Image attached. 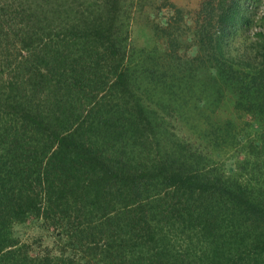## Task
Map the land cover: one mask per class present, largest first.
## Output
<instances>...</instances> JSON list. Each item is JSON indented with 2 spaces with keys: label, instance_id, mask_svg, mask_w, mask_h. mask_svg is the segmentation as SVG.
I'll return each instance as SVG.
<instances>
[{
  "label": "trees",
  "instance_id": "1",
  "mask_svg": "<svg viewBox=\"0 0 264 264\" xmlns=\"http://www.w3.org/2000/svg\"><path fill=\"white\" fill-rule=\"evenodd\" d=\"M149 1L0 0V264H264V25L234 54L251 26L242 0H203L193 26L165 0L177 19L154 28L171 51L139 68L124 29ZM191 61L216 71L214 90L182 83ZM225 88L248 121L191 123L195 139L163 127ZM35 213L79 255L17 240Z\"/></svg>",
  "mask_w": 264,
  "mask_h": 264
},
{
  "label": "rangeland",
  "instance_id": "2",
  "mask_svg": "<svg viewBox=\"0 0 264 264\" xmlns=\"http://www.w3.org/2000/svg\"><path fill=\"white\" fill-rule=\"evenodd\" d=\"M151 1L159 6H161L165 2V0H150L147 5H145V8H143V10L133 12L132 19L130 20L128 28L124 29V32H127L130 35V39L127 41V51L129 52L128 55H132L134 53V55H132L133 57H130V59L127 58V62L131 61L133 64H135V66L139 68H149L148 65H150L151 62L147 61V59L153 55L156 47V50H158L160 54H162V52L166 50H168L169 52L171 51L169 42L167 41V37L161 36L164 33L160 30L159 36L156 33L154 27L157 25L158 29H160L166 26L167 22H171V20L173 21L174 18L172 19V17L176 16V10L171 9L167 2V4L161 6V11L159 13L158 10L160 9V7L151 5ZM170 1L175 5L177 9H181L184 16V13L189 15L191 19L190 24L193 26L195 23V18H198V12L203 0ZM81 7L85 6L83 5ZM241 7L243 8V12L250 16L251 26L245 28V32H243L246 35L243 38L242 36H240L235 40H233V38L229 39V42L231 43L230 50L234 54H236L235 51L237 50H240V52L249 50L244 41L247 39L246 43L248 42L249 44H254L253 41L256 39L257 32L260 31V26L264 25V0H242ZM182 21L183 22L181 23L184 27L186 20L183 19ZM191 30L194 31V28H191ZM171 31H173V29ZM176 32H178V30L174 28V33ZM185 42L186 44H193L187 39H185ZM179 46H176V49ZM184 46L185 45H182V48H184ZM179 51H184V49L179 48ZM198 51L199 50H197L195 47L191 46L187 50H185V53L183 52V56L187 60H190V58L195 56ZM252 52L253 51L251 50V53ZM161 57L162 58L159 57L161 59L159 63L156 62V67L158 66L160 68H166L168 67V65L166 64L167 62H169V66H171V59L168 55L164 54ZM144 58H146V61H143ZM182 68L183 71H180V74L183 73L184 77H182V79L184 80V82L182 83H184V85H191L192 82L197 83V81L201 80L204 83H209V87L211 86L212 89V85L214 83H212L210 80L211 78L216 76L215 70H210L206 67L201 66L198 62L193 63L192 61L185 65V67L182 66ZM175 77H178V84H180V76ZM175 77H173L172 79H174ZM224 90L225 92L223 97L219 102L215 101V106H211V108H208V110L205 108L204 112H202L201 114H196L194 111L186 113L177 111L179 114L175 112L177 115L175 116V113L172 111V114L168 115V119L165 118V120L163 121V127L166 126L168 131H175L179 136H181V138L183 137L186 139H195L196 137L192 134L194 133V131L190 129L191 123H193L197 128H200L199 130H206L212 127L213 123L216 122V120L219 121V123L221 122L220 124H222L227 119H232L240 124H242L244 121H248L251 117L241 113L236 109V96L234 95L233 91L229 88H225ZM185 98L187 100L191 99L190 96H186ZM167 100L169 101V99ZM154 107L156 106L151 105V108L154 109ZM159 119L160 118L156 119V122H159ZM155 126L156 124H154V129ZM199 130L198 132H201ZM224 154L226 155V166L228 168L232 167L234 165V160L230 152ZM156 155H158L159 157L158 153ZM71 233L72 231L66 228L64 229V234H62L61 228L58 227L55 222L47 223L45 218H42L37 213L30 214L24 219V221H17L14 224L15 238H17V240H21V243L27 242L31 249L40 251L39 246L41 245L44 247L49 246L51 249L55 248L56 245H58L60 247V250L64 251L65 253L70 254L73 252L72 254L78 256L80 253L78 248L73 247L70 244L69 240H64L67 239ZM33 250L30 251H32L33 253Z\"/></svg>",
  "mask_w": 264,
  "mask_h": 264
}]
</instances>
